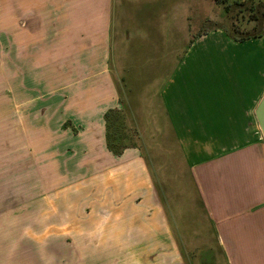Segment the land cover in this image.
I'll return each mask as SVG.
<instances>
[{
  "label": "crops",
  "instance_id": "obj_1",
  "mask_svg": "<svg viewBox=\"0 0 264 264\" xmlns=\"http://www.w3.org/2000/svg\"><path fill=\"white\" fill-rule=\"evenodd\" d=\"M122 1L123 19L131 15L127 20L134 18L133 24H144L150 32L145 39L140 38L142 41L136 37L137 42L130 39V46L136 42V48L141 47L144 55L136 54L137 49L136 53H130L135 62L141 60L142 63L156 64L152 70L164 74L159 99L166 116L168 134L177 140L180 150L174 148L175 152L184 158L193 180L191 182L184 175L181 164H173L169 159V147L165 149L169 158L164 169L173 166L177 171L174 170L175 174H182L190 190L197 195L203 212L208 215L213 245L217 239L221 247L222 256L214 247L215 256H220L224 264H264V135L256 117V108L264 96V58H260L255 50L256 41H235L223 28L208 33H203L206 32L204 30L177 59L172 57L173 45L166 50L165 57L162 56L164 50H161L153 59L154 47L158 46L152 40L158 37L156 29L160 30L153 22L154 11L157 18L163 9L172 11L174 0ZM130 7L134 8L133 13L128 11ZM116 10L115 0H7V29L13 32L15 44V32L25 34L33 30L41 34L52 28L57 48L67 47L71 51L75 48L85 61L100 62L103 67L102 74L91 76L87 86L72 90L74 98L75 95L82 96L75 101L84 103L83 111L67 114L59 121L63 122V130L58 132L65 131L66 135H61L70 140L68 144L77 152L70 157L83 155L85 158L80 160L85 165L83 168L78 166L71 173L61 171L64 177L67 175L59 179L61 186L66 190L78 187L69 191L70 199L80 198L81 184L87 185L88 190L90 184L103 186L106 190L109 188L107 203L114 204V212L122 217L120 222L134 223L138 232L146 230L144 223L150 224L146 235L149 239L156 237L158 240L150 254H165L158 251L159 243L166 244L160 236L161 228L165 238H170L172 243L170 253L178 254L182 264H190L185 260L184 254H188L183 244L176 241L173 227L162 207L163 197L158 193L142 151L128 148L122 155H115L107 148L105 113L112 108L121 109L120 94L133 92L127 87L129 83L123 81L127 80L126 76L123 75L121 83L115 86L116 81L111 74V25ZM261 39L264 41V37ZM44 41L39 39L35 43L38 47ZM163 63L166 66H162ZM139 100L138 110L143 111ZM96 123L106 149L102 163L95 159L96 142L90 129ZM140 125L142 130V120ZM79 128L83 134L70 135L69 132L75 133ZM50 133L43 143L38 141L40 158L46 162L54 161L51 167L55 170L52 172L61 174L55 166L58 160L63 162L65 157L62 155L67 156L63 152L66 144H60V147L49 145ZM141 135L144 142H152L147 140L143 130ZM72 141H80V145L72 144ZM152 156L155 160L158 158L154 153ZM75 161L78 163L77 159ZM101 166L104 169L102 173L99 171ZM158 167L163 169L159 162ZM158 200L162 202L161 206ZM90 206L92 211L87 204L78 205L77 202L78 217L92 215L94 205Z\"/></svg>",
  "mask_w": 264,
  "mask_h": 264
},
{
  "label": "rangeland",
  "instance_id": "obj_2",
  "mask_svg": "<svg viewBox=\"0 0 264 264\" xmlns=\"http://www.w3.org/2000/svg\"><path fill=\"white\" fill-rule=\"evenodd\" d=\"M115 2L116 16H112L111 25V74L116 81L115 86L121 83L123 75L126 76L129 83L127 87L133 90L131 93L134 96L141 99L142 130L147 140H152L146 143L147 147L158 157L156 160L163 167L157 169L163 192L162 207L168 215L170 226L173 227L176 241L183 244L190 264H224L222 258L213 253L211 225L197 195L190 190L182 174H175L176 169L173 166L164 169L169 158L166 147L169 146L168 149H171L169 153L171 158L177 156L170 143L166 116L159 99L165 81L164 74H159L156 69L152 70L156 64L151 66L150 63H142L141 60L135 62L131 55L132 52L136 53L137 39L142 41L150 32L144 24H133L134 18L127 20L131 15L126 16L124 20L123 1ZM233 2L235 0H225L222 3L216 0H174L172 11L167 12L163 9L158 13V18L154 11L153 22L160 30L155 31L159 38L152 40L153 44L158 46L154 47L152 58L159 56L161 50H164L162 56L165 57L166 50L173 45L172 57L177 59L202 31H211L220 26L231 29L230 15L226 14L225 6ZM133 10V7L128 9L130 13H133ZM7 18V0H0V196L4 193L5 181L10 177L19 176L24 191L37 210L33 214L22 216L17 225L15 235L18 247L14 254L16 264H42V255H54L57 264H65L64 258L71 245L80 247L81 243L88 245L89 242L95 243L98 239L103 243L100 247L101 253H107L111 257L109 264H182L178 254L170 253L172 243L170 238H165L161 228L160 236L166 244L159 243L158 251L165 254H150L154 250L151 249L152 246H156L158 241L156 237L149 239L146 235L149 234L147 229L150 228V224L144 223L143 228L146 227L144 228L146 230L138 232L134 223L120 222L122 217L114 212V204L107 203L109 188L106 190L103 186L90 184L88 190L87 185L81 184L83 189L78 190L80 198L70 199L69 191L75 190L77 185L70 190L61 186L59 179L67 176L64 177L61 171L71 173L78 166L83 168L85 165L80 163V160L85 158L83 155L70 157L77 152L68 144L70 140L61 135H66L65 131L61 134L58 132L63 130V122L60 123V120L66 118L67 114L69 116L83 111L84 103L75 101L82 96L75 95L74 98L71 96L72 90L87 86L91 76L98 77L99 73L102 74L103 67L100 62L85 61L75 48L73 51L67 47L57 48L55 31L52 28L41 34L33 30L25 34H22V31L15 32L17 41L14 44L13 32L7 29ZM241 26L249 30L253 23ZM45 37L46 39L42 40ZM135 37L137 39H134ZM131 38L132 42L136 41L132 46ZM261 38L253 39L256 41L255 50L263 59L264 41ZM39 39L46 41L42 42L38 49L35 42ZM137 50L136 54H143L141 47ZM34 52L36 53L33 55ZM162 66L166 64L163 63ZM90 129L95 136L97 156L95 159L101 161L103 153H106L102 143V132L97 123ZM49 131L51 132L47 140L49 145L60 147V144H66L63 152L67 156L62 157L67 160L63 158L62 162L60 159L55 166L61 174L52 172L55 170L51 167L54 166V161L46 162L40 158L38 143H43ZM69 133L71 136L77 135L81 130L79 128L75 133L72 131ZM79 142L71 143L80 145ZM99 169L101 173L104 170L103 166ZM112 190L113 188L111 192ZM77 202L78 205L87 204L91 211L90 205L93 204L92 215L78 217L77 213L80 210H76ZM158 203L160 205L162 202L158 200ZM103 204L106 207L98 210L97 207ZM12 207H19V203L6 201L0 204V212ZM44 212L46 215H43ZM92 225H96L94 229L96 237L84 235L77 239L76 236L70 237L66 234L81 226ZM25 227H30L32 232L24 233ZM173 230L170 229L169 232L172 233ZM8 243L9 241H4V246ZM173 246L176 250L175 242Z\"/></svg>",
  "mask_w": 264,
  "mask_h": 264
},
{
  "label": "trees",
  "instance_id": "obj_3",
  "mask_svg": "<svg viewBox=\"0 0 264 264\" xmlns=\"http://www.w3.org/2000/svg\"><path fill=\"white\" fill-rule=\"evenodd\" d=\"M216 1L219 3L225 2V0ZM225 11L227 15H230L232 28L226 29L220 26L218 29L223 28L226 30L227 34L233 40L244 42L249 39L264 37V0H235L232 4H226ZM250 23H253V26L249 30L248 28H243L244 26H241L243 24L247 25ZM208 32L209 31L206 30V32L203 33ZM123 81L125 82L127 80L123 79ZM129 93L128 95L123 93L120 94V102L122 103L121 109L112 108L107 110L105 113L107 148L115 155H122L128 148H139L142 151L143 157L150 170L152 171L153 181L158 189V193L160 197H163V192L160 186L161 182L159 181V174L157 172V169L159 168L158 162L153 159L152 151L147 147V144L144 142L141 135L142 130L140 117L142 115V111L138 110L140 100L138 96H134L132 93ZM169 138L171 140V146L180 150L177 140L174 139L173 136H170ZM178 155L179 154L177 153V156ZM177 156L169 159L173 164H181L184 175L191 180L192 174L190 168L185 163L183 157L180 155L178 157ZM216 240H214L216 242L214 247H216L217 252H219L218 254H220L221 247ZM220 255L222 256V253ZM184 257L186 262H188L186 254H184Z\"/></svg>",
  "mask_w": 264,
  "mask_h": 264
},
{
  "label": "clouds",
  "instance_id": "obj_4",
  "mask_svg": "<svg viewBox=\"0 0 264 264\" xmlns=\"http://www.w3.org/2000/svg\"><path fill=\"white\" fill-rule=\"evenodd\" d=\"M18 202L19 207H12L3 212H0V264H16L14 254L17 251V225L22 216L30 215L36 212L31 202V198L24 191V185L19 176H13L5 181V190L0 196V204L4 202ZM43 215H46L44 212ZM96 225L91 227L81 226L74 229L72 232L66 233L68 236L79 237L87 235L96 237L94 231ZM24 233H31L30 227L23 229ZM4 241H9L7 246H4ZM103 243L98 239L95 243L89 242L88 245L81 243L80 247L68 249V254L64 258L65 264H109L111 257L107 253H101L100 247ZM42 264H57V258L54 255H42Z\"/></svg>",
  "mask_w": 264,
  "mask_h": 264
},
{
  "label": "water",
  "instance_id": "obj_5",
  "mask_svg": "<svg viewBox=\"0 0 264 264\" xmlns=\"http://www.w3.org/2000/svg\"><path fill=\"white\" fill-rule=\"evenodd\" d=\"M256 117L264 135V96L256 108Z\"/></svg>",
  "mask_w": 264,
  "mask_h": 264
},
{
  "label": "bare ground",
  "instance_id": "obj_6",
  "mask_svg": "<svg viewBox=\"0 0 264 264\" xmlns=\"http://www.w3.org/2000/svg\"><path fill=\"white\" fill-rule=\"evenodd\" d=\"M100 74V73H99ZM93 77V76H92Z\"/></svg>",
  "mask_w": 264,
  "mask_h": 264
}]
</instances>
